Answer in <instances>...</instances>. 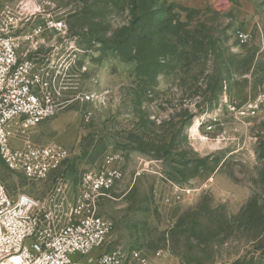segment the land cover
Listing matches in <instances>:
<instances>
[{
    "label": "rangeland",
    "instance_id": "obj_1",
    "mask_svg": "<svg viewBox=\"0 0 264 264\" xmlns=\"http://www.w3.org/2000/svg\"><path fill=\"white\" fill-rule=\"evenodd\" d=\"M0 28L21 59L48 63L66 102L10 128L12 149L69 155L44 181L0 160L10 197L43 201L62 175L119 168L98 208L112 231L87 257L264 264V0H0Z\"/></svg>",
    "mask_w": 264,
    "mask_h": 264
},
{
    "label": "built area",
    "instance_id": "obj_2",
    "mask_svg": "<svg viewBox=\"0 0 264 264\" xmlns=\"http://www.w3.org/2000/svg\"><path fill=\"white\" fill-rule=\"evenodd\" d=\"M49 29L61 32L64 24L52 22ZM239 40L244 42L245 36L239 35ZM17 46L0 28V160L11 172L44 181L68 162V152L30 141L12 149L9 130L14 125H40L66 102L50 81L48 63L42 57L21 59ZM37 48L31 45L30 53L39 56ZM122 178V171L114 167L85 171L76 180L62 175L43 201L13 199L0 180V264H148L137 253L120 250L87 257L108 241L112 225L98 208Z\"/></svg>",
    "mask_w": 264,
    "mask_h": 264
},
{
    "label": "trees",
    "instance_id": "obj_3",
    "mask_svg": "<svg viewBox=\"0 0 264 264\" xmlns=\"http://www.w3.org/2000/svg\"><path fill=\"white\" fill-rule=\"evenodd\" d=\"M141 63H142V64H146L147 66H148V65L150 66V64H149L147 61H145V60L142 61Z\"/></svg>",
    "mask_w": 264,
    "mask_h": 264
}]
</instances>
